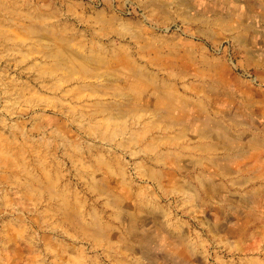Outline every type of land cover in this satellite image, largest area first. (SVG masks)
Instances as JSON below:
<instances>
[{
	"label": "rangeland",
	"instance_id": "rangeland-1",
	"mask_svg": "<svg viewBox=\"0 0 264 264\" xmlns=\"http://www.w3.org/2000/svg\"><path fill=\"white\" fill-rule=\"evenodd\" d=\"M0 264H264V0H0Z\"/></svg>",
	"mask_w": 264,
	"mask_h": 264
}]
</instances>
